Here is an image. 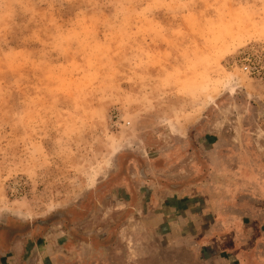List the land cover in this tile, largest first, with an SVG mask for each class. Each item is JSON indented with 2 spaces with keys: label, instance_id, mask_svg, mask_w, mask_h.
I'll use <instances>...</instances> for the list:
<instances>
[{
  "label": "rangeland",
  "instance_id": "374dc122",
  "mask_svg": "<svg viewBox=\"0 0 264 264\" xmlns=\"http://www.w3.org/2000/svg\"><path fill=\"white\" fill-rule=\"evenodd\" d=\"M258 108L264 0H0V228L45 225L34 264L64 225L116 227L112 264H264Z\"/></svg>",
  "mask_w": 264,
  "mask_h": 264
},
{
  "label": "flooded vegetation",
  "instance_id": "af4514ba",
  "mask_svg": "<svg viewBox=\"0 0 264 264\" xmlns=\"http://www.w3.org/2000/svg\"><path fill=\"white\" fill-rule=\"evenodd\" d=\"M256 117L264 123V110L258 108ZM164 162V168L167 166V160ZM155 167V166H154ZM139 178L146 184H153L156 180L144 171L139 173ZM182 181L177 183H170L167 179H161L157 181L160 190L152 192L150 198V205L156 203V198L159 200L160 194L166 190L167 192H178L182 189ZM182 193V192H181ZM245 197V196H244ZM70 217L73 214L67 213ZM65 216V215H64ZM64 232L68 239L60 240L58 247L55 250V254L52 255L48 262L52 264H112L109 263L107 254L113 247H117L116 227H110L105 239L103 234H96L91 238H87L81 231H77L70 226L64 225ZM45 228L44 224L39 226L34 223L31 224H17L9 223L3 228H0V264H34L38 261L39 254L42 253L44 243L42 241V235L38 237V232ZM19 230H24L23 233H19ZM97 232V231H96ZM95 232V233H96ZM38 237V238H37ZM114 238V239H113ZM109 240V241H107ZM60 245V246H59ZM87 248V253H84L79 248ZM111 248V249H110ZM103 249V252H102ZM110 249V250H108ZM86 250V249H85ZM53 251V250H52ZM66 251V252H63ZM108 253H107V252ZM106 252V254H105ZM93 254L92 256H85V254ZM242 257H244L242 255ZM241 258V257H240ZM246 264L249 262V257H246Z\"/></svg>",
  "mask_w": 264,
  "mask_h": 264
},
{
  "label": "crops",
  "instance_id": "0c3cea01",
  "mask_svg": "<svg viewBox=\"0 0 264 264\" xmlns=\"http://www.w3.org/2000/svg\"><path fill=\"white\" fill-rule=\"evenodd\" d=\"M258 119V118H257ZM259 120V119H258ZM239 168H244V167H242V165L241 166H239ZM260 174H261V172L258 170V172H257V175L258 176H260ZM260 180V179H259ZM235 181L236 182H240V179L238 178V177H235ZM264 182V181H263ZM261 200H264V199H261ZM260 201V200H259ZM264 203V202H263ZM227 212V211H226ZM259 217H263L264 218V209H261L260 210V213H259ZM259 228V227H258ZM262 253V255H263V258H264V249H263V252H261ZM242 255L244 256V257H242ZM241 255V258H242V260L243 261H245L246 260V257H249V261H250V256L249 255H246V254H242Z\"/></svg>",
  "mask_w": 264,
  "mask_h": 264
}]
</instances>
